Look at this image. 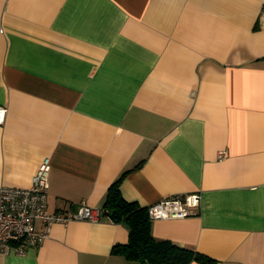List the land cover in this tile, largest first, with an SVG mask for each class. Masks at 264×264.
Masks as SVG:
<instances>
[{"label":"crops","instance_id":"1","mask_svg":"<svg viewBox=\"0 0 264 264\" xmlns=\"http://www.w3.org/2000/svg\"><path fill=\"white\" fill-rule=\"evenodd\" d=\"M0 108V186L49 156L48 211L102 209L119 177L141 206L198 192L153 237L264 264V0H0ZM127 239L102 209L0 264H144Z\"/></svg>","mask_w":264,"mask_h":264},{"label":"built area","instance_id":"2","mask_svg":"<svg viewBox=\"0 0 264 264\" xmlns=\"http://www.w3.org/2000/svg\"><path fill=\"white\" fill-rule=\"evenodd\" d=\"M5 113L0 108V121ZM226 153L221 151L218 157ZM51 163L45 156L39 163L27 187L0 186V252L23 253L41 244L49 235L52 223L66 225L73 220L94 222L99 219L101 208L81 201L72 210L48 211L46 198ZM200 194L180 193L167 196L146 206L149 219L183 218L197 213ZM37 222L41 223L39 228Z\"/></svg>","mask_w":264,"mask_h":264},{"label":"trees","instance_id":"3","mask_svg":"<svg viewBox=\"0 0 264 264\" xmlns=\"http://www.w3.org/2000/svg\"><path fill=\"white\" fill-rule=\"evenodd\" d=\"M120 177L109 186L103 207L109 214L116 210L128 225V239L125 243L112 246V253L128 259H137L144 264H215L211 257L194 249L179 246L170 240L155 239L150 230V219L146 206L123 198L119 189ZM115 221V220H113Z\"/></svg>","mask_w":264,"mask_h":264},{"label":"water","instance_id":"4","mask_svg":"<svg viewBox=\"0 0 264 264\" xmlns=\"http://www.w3.org/2000/svg\"><path fill=\"white\" fill-rule=\"evenodd\" d=\"M109 218L115 221L121 220V215L116 210H111L108 214Z\"/></svg>","mask_w":264,"mask_h":264}]
</instances>
